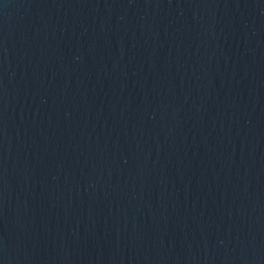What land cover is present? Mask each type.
<instances>
[{"label":"water","instance_id":"obj_1","mask_svg":"<svg viewBox=\"0 0 264 264\" xmlns=\"http://www.w3.org/2000/svg\"><path fill=\"white\" fill-rule=\"evenodd\" d=\"M0 264H264V0H0Z\"/></svg>","mask_w":264,"mask_h":264}]
</instances>
